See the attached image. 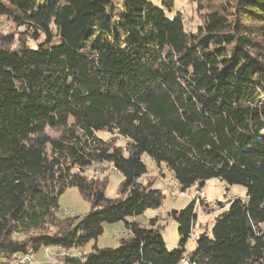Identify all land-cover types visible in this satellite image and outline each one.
<instances>
[{
  "label": "trees",
  "instance_id": "1",
  "mask_svg": "<svg viewBox=\"0 0 264 264\" xmlns=\"http://www.w3.org/2000/svg\"><path fill=\"white\" fill-rule=\"evenodd\" d=\"M174 2L0 0V17L36 42L0 32V264L42 248L81 253L62 264H264V0L220 3L195 33L166 16ZM143 155L169 172L166 194L218 179L245 196L216 202L190 253L194 207L205 215L209 201L198 193L171 210L169 250L157 218L138 221L166 197L141 182ZM96 166L121 177L116 198L107 177L86 175ZM68 188L87 214L57 217ZM119 222V246L98 248L104 225Z\"/></svg>",
  "mask_w": 264,
  "mask_h": 264
},
{
  "label": "rangeland",
  "instance_id": "2",
  "mask_svg": "<svg viewBox=\"0 0 264 264\" xmlns=\"http://www.w3.org/2000/svg\"><path fill=\"white\" fill-rule=\"evenodd\" d=\"M149 3L154 6L161 8L162 0H147ZM230 1V2H229ZM234 0H175L174 6L171 11H166L165 14L168 18H173L177 13L183 18L184 27L188 33H195L198 26L202 23L203 15L210 10L215 9L220 6V3L229 2L231 3ZM20 30L22 28H16L6 17H0V32L2 33H12L15 35V38L18 39V43H24L29 47H35L36 42L32 41L30 38H27L20 34ZM257 39L261 40V45L264 51V36H256ZM43 39V38H42ZM98 136L101 138H110V136L106 133H98ZM120 145L123 143L118 141ZM142 161L144 162L148 172L147 174L141 178V182L152 181L154 183V188L161 190L165 194V198L162 202L161 207L158 209H149L146 210L144 215L138 218V221L142 224L146 223L147 220L152 218H157L160 225L162 226V237L166 248L171 250L177 247L179 241L178 235V227L174 220L169 218L168 213L171 210H181L183 209L194 196L196 197L198 193H200L197 188H192L188 190L186 193H177L173 198L169 196V190L175 185L167 187L163 186L162 183L170 184L172 183L171 176L169 172L163 167L158 170L156 165L151 161V159L147 155L142 156ZM86 175L88 177H93L97 179H103L107 177L108 183L105 189V196L109 199H114L117 197L119 185L121 183V177L114 172L109 166L104 167H91L87 169ZM207 195L205 196L206 200L215 201L212 202L214 204L213 208H209L205 215L198 213L196 225L194 228V235L188 239L185 244L186 253H190L194 250L195 244L194 239L198 235L199 232H203L204 228L208 230L211 228V222L213 217L211 216V212H216L219 210L216 202H224L225 200L231 199V197H239L244 196L245 190L239 186L229 187L225 185L223 182L218 179H211L207 181L202 188ZM201 195H203L201 193ZM199 195V201L204 200V197ZM206 202V201H205ZM210 202V201H209ZM209 202H206L209 206ZM59 210L57 212V217L60 219L73 218L75 216H80L87 214L90 211V204L85 201L79 194L76 188H68L66 191L60 196L58 200ZM200 203L196 204L194 209L199 211ZM203 212V211H202ZM202 226V227H201ZM53 232V230H48ZM123 223L119 222L116 224H105L103 229V234L98 237V239L93 242H90L84 248L85 251L91 249L93 244L95 243L98 248H117L119 246V240L123 237ZM50 250V251H49ZM69 254L72 255H81L76 250L63 251V250H55L54 248H48L46 251L45 248L40 249L34 255L35 264H62L65 257ZM83 254V253H82Z\"/></svg>",
  "mask_w": 264,
  "mask_h": 264
},
{
  "label": "built area",
  "instance_id": "3",
  "mask_svg": "<svg viewBox=\"0 0 264 264\" xmlns=\"http://www.w3.org/2000/svg\"><path fill=\"white\" fill-rule=\"evenodd\" d=\"M169 196L174 197V191H172V189H170L169 191ZM194 199H197V196L196 197L194 196ZM213 207L214 204L212 202H209V208H213ZM199 213L204 215V212H202V207H200ZM56 249H60V248H56ZM181 261H188L189 264V260L186 258L182 259ZM181 261L179 262V264H181ZM21 264H35L34 257H29V253L25 254L24 259H21Z\"/></svg>",
  "mask_w": 264,
  "mask_h": 264
},
{
  "label": "bare ground",
  "instance_id": "4",
  "mask_svg": "<svg viewBox=\"0 0 264 264\" xmlns=\"http://www.w3.org/2000/svg\"><path fill=\"white\" fill-rule=\"evenodd\" d=\"M174 185V184H173ZM170 191V190H169ZM172 191H174V196H176V194L177 193H182L181 191H179V189H178V185L177 184H175L173 187H172ZM173 198V197H172ZM196 204H198V200H197V202H196ZM208 205V204H207ZM48 249H46V251H47ZM55 250H61V249H56L55 248ZM50 251V250H49ZM25 256V255H24ZM24 256H22V257H18L19 258V260L18 261H16L17 263L16 264H21V259H24ZM29 257H33V254L32 253H29ZM181 264H188V261H181ZM189 264H195V263H191L190 261H189Z\"/></svg>",
  "mask_w": 264,
  "mask_h": 264
},
{
  "label": "crops",
  "instance_id": "5",
  "mask_svg": "<svg viewBox=\"0 0 264 264\" xmlns=\"http://www.w3.org/2000/svg\"><path fill=\"white\" fill-rule=\"evenodd\" d=\"M168 183V182H167ZM165 184V183H162L163 184V186H167V185H171V183L170 184ZM200 192V195H201V193L203 194V195H201L202 197H204L205 199H207L205 196L207 195L204 191H202V189L199 191ZM245 196V195H244ZM244 196H241V197H244ZM235 197V196H234ZM231 198H233V197H231ZM206 201H210V202H215V201H211V200H206ZM215 213V212H214ZM212 216V215H211ZM200 233V232H199ZM55 249V248H54ZM33 257H34V255H33Z\"/></svg>",
  "mask_w": 264,
  "mask_h": 264
}]
</instances>
